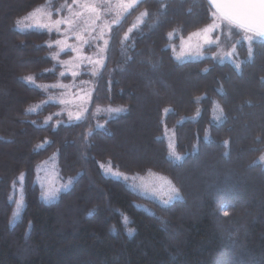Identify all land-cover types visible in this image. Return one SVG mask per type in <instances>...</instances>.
<instances>
[{"label": "trees", "instance_id": "trees-1", "mask_svg": "<svg viewBox=\"0 0 264 264\" xmlns=\"http://www.w3.org/2000/svg\"><path fill=\"white\" fill-rule=\"evenodd\" d=\"M16 1L6 3L9 25L0 33V264H264V166L256 162L264 151V40L253 41L250 58L240 43L239 69L209 57L179 61L169 42L208 24L214 9L207 0H141L111 32L87 114L45 125L40 118L56 104L28 110L45 96L36 84L59 77L47 43L56 35L16 27L47 0ZM142 10L146 19L121 43ZM108 105L126 110L95 114ZM166 127L181 160L169 156ZM55 152L71 183L49 202L36 175ZM105 161L125 173L166 174L181 197L169 204L143 198L106 174ZM18 187L23 206L15 216Z\"/></svg>", "mask_w": 264, "mask_h": 264}, {"label": "rangeland", "instance_id": "rangeland-1", "mask_svg": "<svg viewBox=\"0 0 264 264\" xmlns=\"http://www.w3.org/2000/svg\"><path fill=\"white\" fill-rule=\"evenodd\" d=\"M140 1L141 0H138V3ZM7 2L8 0H0V33H4V34H6L5 28H7L9 25L8 17L4 16V14L2 13L3 11H5ZM48 2L49 0L37 5L36 7L31 9L28 13H26L24 16L20 17L18 20H22L23 23L20 25H17L16 23V27L20 30L37 28L35 27L37 20H39L40 23L48 22L47 13L49 11L52 12L51 20L62 19L63 17L69 15V12L66 8L60 11L59 13L55 11V9L60 8L61 5L65 4L66 0L58 3L57 5H55L54 3L55 0H51L52 3L51 9H49V7L47 6ZM67 3L72 4V0H67ZM127 3H129V0H107V5H106L107 12L103 13L102 21H97V24L101 25V27L103 26V24H110L113 30V28L121 22L122 18L132 9V8L128 9L127 12L123 11L122 6L126 5ZM75 7L76 6L73 5V8ZM37 9H39V11H37ZM144 12L147 11L142 10L134 17V19L132 20L131 24L129 25V27L125 32L128 33L129 39L124 40V35H125L124 33L122 37L123 43L129 41L132 38L134 31L144 22L146 16L141 18V13ZM31 13H35L34 18L28 20L23 19L24 17L29 16V14ZM113 20H117L119 22L117 24H112L111 22ZM212 23H213V19L205 26L195 31H192L191 33L183 37L179 42H169L168 46L172 48L174 57L179 61L199 60L205 57H209L214 60H218L222 62L230 61L235 65L239 64L241 66L244 58L239 53V45L242 42L245 43L247 46L248 57L250 58L253 55V41L256 40L257 38L251 42V45H249V42L246 39H244L246 34L238 29H233L231 32H228L225 29L222 32L215 31L209 33L207 35L212 40L216 41V43L211 46L205 44L206 34L202 30ZM28 24L33 25V27L31 28L24 27V25H28ZM133 24H137L138 27L133 29L132 32H128L129 28H131ZM60 27H61V31L63 32V30L67 26L61 25ZM81 27H83L82 24ZM105 31H107V29H105ZM51 33H54L56 36L55 38L48 40L47 42L48 44L53 43L58 39H64L63 35H58L55 33V31ZM194 33H198V35H193ZM96 34L97 32L92 33V35H96ZM109 35H111V33ZM247 35H251V33H248ZM105 38L107 39L108 36H105ZM170 38L172 39L173 35ZM68 43L78 44V41H76L74 36L69 35ZM97 43L99 44L100 47L104 46L102 40L97 41ZM5 46H8V43H5ZM250 47L252 49L251 55L249 52ZM108 49L109 47L103 53H101L100 56H97L96 52L98 49L95 46L92 48L84 46L82 54L85 56H91L93 60L100 59L102 56L103 57L102 64L105 65ZM10 51H13V53L15 54V49L13 50L12 48H10L9 52ZM56 51H58V48L53 43V47L51 48L50 55L52 56V54ZM21 53H24V51H22ZM229 53H231L230 57L227 55ZM76 55H77L76 53H72V52H69L67 54L61 53V55L59 56V60L70 62L67 67L58 64V61L55 60V62L61 66L60 73L65 72L66 73L65 76L62 77L60 76L59 73V77L54 81L42 82L36 84L41 87L45 96L43 99L37 101L35 104L29 107V109H35V111H31V112H37L49 104L57 105L56 108L48 111L46 114L43 115V117L40 118V123L45 124L46 120H47V124L52 123L54 125H58L60 123H69L76 121L75 117L78 113L82 115V118L87 114L91 101V99H89V96L90 97L92 96V91H93L92 79L93 77L99 74V72L103 67H100V65H96L95 71L97 74L93 76L91 74L93 71V65L85 63L82 64L79 68L76 67L77 61L73 60V57ZM72 71H78L80 72V75L74 79L71 75ZM51 85H61V86L53 88L50 87ZM63 86H67V87H63ZM60 101H64V102L61 103ZM85 108L87 109L86 112L84 111ZM116 108H123L126 110L125 105L100 106L96 109L95 114L97 116L101 115L109 118L111 116L118 115L125 111V110L121 112L109 111V109H116ZM166 109H170V107H167ZM69 112L72 113V117H73L72 120H69V116H68ZM56 113H60V115L57 116L55 115ZM50 116H51V120H48V117ZM213 117H217V119L214 120ZM212 119L214 122H219L223 119V117L221 116V109L217 104V102H215L214 104ZM98 124L102 125L103 127L105 122L99 121ZM164 137L167 140L169 156L175 160H181L183 155L180 154L176 149L175 135L173 131L166 127ZM170 145L172 147H170ZM173 152L175 153V155H172ZM177 156H179L180 159H177L176 158ZM261 157H264V151L256 158V162H260L264 166V161H261L260 159ZM100 164L104 165L102 169L106 174L122 179H125L126 177L127 179L125 180L128 181L131 187L134 190H136L143 198L154 199L163 204H169L174 200H176V199L169 200L170 189L173 186L175 188L177 187L175 186L171 178L166 174L160 172H154V171L145 174H141V173L130 174L115 168L110 161L101 162ZM36 181L39 183L41 187L42 198L45 201H49V202L57 199L59 194L69 187L70 185L69 181H71V179L68 178L67 180H65L61 177L59 172L56 152L53 153L49 158L43 160L38 164ZM16 189H17V193L15 189L12 193V199L16 203L15 216L19 215V213L21 212V208L23 206L22 188L18 187ZM17 195L18 196L20 195L19 199ZM179 196L181 197L180 191H179ZM17 201L22 202L19 207L17 206ZM165 201H167V203H165ZM136 203L141 207H146V204L144 202L137 201ZM73 208H74L73 206L68 208L67 210L68 214L72 212Z\"/></svg>", "mask_w": 264, "mask_h": 264}, {"label": "snow or ice", "instance_id": "snow-or-ice-1", "mask_svg": "<svg viewBox=\"0 0 264 264\" xmlns=\"http://www.w3.org/2000/svg\"><path fill=\"white\" fill-rule=\"evenodd\" d=\"M138 3V0H129V3L126 5H123V11L127 12L128 9L133 8ZM210 4V10L214 9V11H211V16L213 18V23L208 25L205 29L202 31L206 34L205 35V44L211 46L216 43V41L212 40L207 34L215 32V31H223L227 30L228 32H231L233 29H238L242 32H244L246 35L244 39H246L249 42V45H251V42L256 39L260 38L264 40V0H209ZM73 5L76 7L73 8ZM107 0H72V4H68L67 0L65 4L61 5L60 8L55 9L57 13L62 11L63 9H67L69 12L68 16L63 17L62 19H56L51 20L52 12L49 11L47 13L48 22L40 23L39 20H37L35 27L40 29H47L49 33L55 31L58 35H63L64 39H58L54 41L53 43L58 48V51L54 52L52 54V59L57 60L58 64L63 65L65 67L68 66L70 62L68 61H60L59 56L61 53L67 54L69 52L76 53L77 55L73 57L74 61H77L76 67L79 68L82 64H91L93 65V71L92 75L95 76L97 73L95 71V66L100 65V67H104L102 64L103 57L101 56L100 59L93 60L91 56H85L82 54L84 46H87L89 48L96 47L98 50L96 52L97 56H100L101 53H103L108 47H109V41L114 39V36L109 35L112 32V28L110 24H103L101 25L97 24V21H102V15L103 13L107 12ZM49 9L52 8L51 0H49L48 5ZM103 10V12H102ZM39 11V9H37ZM148 13L144 12L141 13V18L144 16H147ZM35 17V13L29 14V16L24 17V20L32 19ZM119 21L113 20L112 24H117ZM17 25H20L23 23L22 20H17ZM81 24L83 27H81ZM61 25H66L67 27L61 31ZM24 27L31 28L33 25L28 24L24 25ZM137 24H133L131 28H129L128 32H132L133 29L137 28ZM107 29V31H105ZM93 32H97L96 35H92ZM248 33H251V35H247ZM69 35L74 36L76 41H78V44H70L68 43ZM169 37H172L173 33L168 34ZM193 35H198V33H194ZM105 36H108L106 39ZM129 36L128 33H125L124 40H128ZM103 41V47H100L97 41ZM53 43H49L48 47L52 48ZM123 43V41H121ZM249 52L251 55L252 49L249 48ZM229 57L231 56V53L227 54ZM235 67L239 69L240 65L236 64ZM50 71H54L50 70ZM207 71V70H206ZM65 72H61L60 76H65ZM72 77L75 79L77 76L80 75V72L78 71H72L71 72ZM27 81L34 83V78L31 76H28L25 78ZM61 85H51L50 87H58ZM67 87V86H63ZM89 99L91 97L89 96ZM198 100L200 98H197ZM63 103L64 101H60ZM123 108H116V109H109V111L114 112H121L124 111ZM28 111H35V109H29ZM84 111L86 112L87 109L85 108ZM165 113L170 112V109H165ZM55 115L59 116L60 113H56ZM199 115V112H198ZM69 120H72V113H68ZM221 116H222V110H221ZM75 119L77 121L82 119L81 114H77ZM213 119H217V117H213ZM48 120H51V116L48 117ZM35 123V121H33ZM47 124V120L45 121V125ZM97 127H102V125H97ZM91 135V133H89ZM47 143V141L45 142ZM227 144V141H225ZM44 145H40L37 147L36 151L42 150ZM170 147H172L170 145ZM172 155H175L173 152ZM177 159H180L179 156L176 157ZM261 161H264V157L260 158ZM101 168L104 167V165L100 166ZM125 179H127L125 177ZM18 180L21 181V183L24 181V174L21 173L18 177ZM15 181L13 182L15 186ZM71 183V181H69ZM179 196V190L175 188L174 186L170 189V195L169 200L172 199H178ZM21 201H17V206L19 207L21 205ZM167 203V201H165ZM227 215V213H225ZM122 220L124 218L122 217ZM125 225L127 224V221H124Z\"/></svg>", "mask_w": 264, "mask_h": 264}, {"label": "water", "instance_id": "water-1", "mask_svg": "<svg viewBox=\"0 0 264 264\" xmlns=\"http://www.w3.org/2000/svg\"><path fill=\"white\" fill-rule=\"evenodd\" d=\"M208 1V3H209V0H207Z\"/></svg>", "mask_w": 264, "mask_h": 264}]
</instances>
